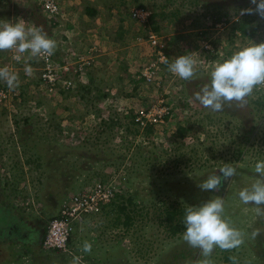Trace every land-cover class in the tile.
<instances>
[{"label":"rangeland","instance_id":"1","mask_svg":"<svg viewBox=\"0 0 264 264\" xmlns=\"http://www.w3.org/2000/svg\"><path fill=\"white\" fill-rule=\"evenodd\" d=\"M74 1L59 0L62 9L54 15L41 0H0V20L41 27L56 41L53 65L60 70L48 83L41 56L26 52L17 61L16 51H0V68L18 76L14 89L0 80L7 90L0 101V262H20L13 259L15 242L24 237L25 224L45 225L46 231L59 201L113 182L125 191L78 222L67 251L50 249L52 264H71L73 257L80 264H264V206L239 197L258 179L256 163L264 161V87H255L242 106L232 102L222 111L195 100L218 63L264 42L256 6L251 0ZM137 6L155 12L153 22H138L132 16ZM242 9L253 12L240 15ZM63 13L65 31L55 28ZM151 31L164 43V58L149 42ZM180 55L196 61L191 80L168 70ZM153 62L156 74L148 80L142 70ZM162 100L170 108L164 120L145 126L134 120L139 107ZM226 165L236 175L219 192L197 186ZM217 197L224 200L223 217L244 234L243 243L215 247L204 257L184 241L183 225L169 231L181 211L173 217L168 211ZM122 213L130 214L129 224ZM9 220L19 221L23 232L4 224ZM257 229L261 234L254 238ZM77 237L91 243L90 253L82 250L84 242L75 244Z\"/></svg>","mask_w":264,"mask_h":264},{"label":"clouds","instance_id":"2","mask_svg":"<svg viewBox=\"0 0 264 264\" xmlns=\"http://www.w3.org/2000/svg\"><path fill=\"white\" fill-rule=\"evenodd\" d=\"M251 2L256 6L254 11L264 19V0ZM252 12L253 9H242L240 15ZM56 48V41L49 38L41 27H26L22 20H0V51L15 49L18 53L15 56L17 61L25 52H29L34 58L51 56ZM195 64L191 55H180L169 64L168 70L183 80H191L195 75ZM24 71L31 75L33 69L26 65ZM210 76V83L195 94L196 101L213 111H222L226 104L231 105L232 102L242 106L245 98L257 85H264V42L240 49L231 58L218 63ZM0 80L5 81L9 89L18 87V76L6 67L0 68ZM254 170L258 179L250 189L242 190L239 197L245 204L264 206V161L257 162ZM235 175L236 169L226 165L219 169V174L209 175L197 186L202 191L219 192L224 181ZM223 212L224 200L220 197L207 200L198 207L189 206L185 210L186 230L183 239L190 247L199 248L204 257H209L215 247L229 250L243 243L244 234L229 224L223 217ZM260 234L261 230L257 229L253 237ZM91 249V243L85 241L82 250L90 253ZM230 259L235 261L234 257ZM71 264H80V257H73ZM200 264H212V261L204 259Z\"/></svg>","mask_w":264,"mask_h":264},{"label":"built area","instance_id":"3","mask_svg":"<svg viewBox=\"0 0 264 264\" xmlns=\"http://www.w3.org/2000/svg\"><path fill=\"white\" fill-rule=\"evenodd\" d=\"M40 3L48 13L59 14L61 7L58 0H41ZM150 14L151 11L145 6H137L132 9V16L140 23L145 24ZM148 36L149 42L158 48L161 58H164V43L161 41V37L153 31L149 32ZM41 58L45 63L43 79L48 83H53L60 72L53 65V55H43ZM142 71L146 79H154L156 63H151V65L143 68ZM6 91L4 87H0V101L6 97ZM163 101L139 107L135 112L134 120L141 126L164 120L170 108L169 105H166L167 103H162ZM119 188L121 190V185L113 182L108 184L96 183L92 188H85L70 194L63 202L59 213L49 219L41 242L42 246L45 249L67 251L69 238L76 223L83 221L89 214H97L101 210L103 203H107L114 198Z\"/></svg>","mask_w":264,"mask_h":264},{"label":"crops","instance_id":"4","mask_svg":"<svg viewBox=\"0 0 264 264\" xmlns=\"http://www.w3.org/2000/svg\"><path fill=\"white\" fill-rule=\"evenodd\" d=\"M73 1L74 0H71V2H73ZM74 3H76V1H74ZM60 15L63 18L60 17L59 21L61 23H58V25H56L55 28L56 29H60L61 31H65L64 28L68 27V25H67L68 22L65 23L64 20L68 19V16H64V13L60 14ZM66 15H67V13H66ZM69 20H71V19H69ZM60 24L62 26H64V28L61 27ZM48 37L50 38L51 36L48 35ZM11 51H12V53H14L16 50L15 49H11ZM27 53H29V52H27ZM27 53L25 52L24 55H27ZM70 194H69V196H70ZM66 198H68V196ZM66 198H64L63 200L59 201V203L61 204L62 201L64 202L66 200ZM58 206H59V204H58ZM4 207L5 206H3V208ZM59 209H60V207L58 208V210ZM4 224H6V225L13 224L11 226L14 227V225H15V227H16L15 230H17L19 228L20 231L23 232V230H21L22 226H20L21 224L19 223V221L16 223L14 221H10L9 220V221H5ZM77 224L78 223H76V225ZM0 226H3V222L0 224ZM0 229H2V227H0ZM24 232H25L24 233V237L22 236V238L19 239L21 242L20 243L17 242V241L15 242V244H17V246H19V248L17 249L18 252H16V254L14 255L13 259H20L21 258V260H20V262L18 264H52L53 263V258H54V256H53L54 252L51 251L50 249H45L42 246V243H41L42 239H43V236L45 235V225L40 227V226H38L35 223L30 224V226L25 224V231ZM79 236L82 237L83 235L79 234ZM81 237H77L76 240H74V242L76 241L75 244L84 242V239H81ZM18 243L20 245H18ZM8 245H10V242L8 243ZM71 245L73 246V241L71 242ZM3 258L6 260L5 254L3 255ZM0 264H4V262H0Z\"/></svg>","mask_w":264,"mask_h":264},{"label":"trees","instance_id":"5","mask_svg":"<svg viewBox=\"0 0 264 264\" xmlns=\"http://www.w3.org/2000/svg\"><path fill=\"white\" fill-rule=\"evenodd\" d=\"M93 12V13H95L96 12V10H94L93 8H88V10H87V12ZM154 17H155V12H151V14H150V16H149V18L147 19V24L148 23H150L151 21L153 22V20H154ZM244 25H245V23H244ZM244 25L242 26V29H245V27H244ZM257 25H260V24H257ZM257 25H256V28H255V30L257 29ZM158 27L159 26H157V25H154L153 26V28H155L156 30L158 29ZM245 32H246V29H245ZM157 33V32H156ZM252 34V33H251ZM253 35V34H252ZM251 35V36H252ZM262 87H264V85H262L260 88H259V85H257L256 86V90H260V89H262ZM262 92V91H261ZM179 132L180 133H182L184 130H185V127L184 126H182V125H179ZM122 180V179H121ZM125 191V187L121 190V191H118L117 192V194L114 196V198L113 199H111V201H109V202H107L106 203V205H108V204H110V203H112L113 201H115L116 199H117V197H118V195H120L122 192H124ZM124 194V193H123ZM119 198V197H118ZM124 206H122L121 208H123ZM181 211L179 214H180V217L178 218L179 219V221H177L176 222V224H170L169 225V231H171V232H177V229H181V225H183L184 227H185V225H184V217H185V209H178V208H176V207H174V208H172V209H169V211H168V213L169 214H171V216L173 217V216H175L176 215V213L178 212V211ZM125 215V216H124ZM121 217H122V219H124L123 221H125L127 224H129L128 222H130L131 221V216H130V214L129 213H125V214H121Z\"/></svg>","mask_w":264,"mask_h":264},{"label":"flooded vegetation","instance_id":"6","mask_svg":"<svg viewBox=\"0 0 264 264\" xmlns=\"http://www.w3.org/2000/svg\"><path fill=\"white\" fill-rule=\"evenodd\" d=\"M10 225V224H9ZM12 229H15L16 227H15V225H14V227H11Z\"/></svg>","mask_w":264,"mask_h":264}]
</instances>
